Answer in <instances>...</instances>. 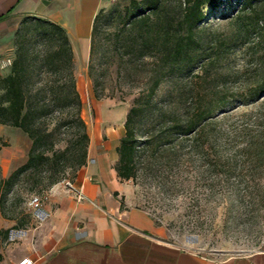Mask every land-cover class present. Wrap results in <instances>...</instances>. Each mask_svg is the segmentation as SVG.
Here are the masks:
<instances>
[{
    "label": "trees",
    "instance_id": "1",
    "mask_svg": "<svg viewBox=\"0 0 264 264\" xmlns=\"http://www.w3.org/2000/svg\"><path fill=\"white\" fill-rule=\"evenodd\" d=\"M226 1L231 6L232 0H128L96 14L88 74L97 98L102 93L92 64L97 35L100 22L110 20L114 13L119 19L114 33L116 48L126 54L140 48L139 57L151 56L156 65L144 100L135 98L126 114L115 164L122 179L136 175L146 150L158 151L172 141L177 148L185 141L193 142L204 134L218 112L226 115L230 106L249 103L264 92V72L247 81L245 73L219 70L237 48L256 53L263 46L264 0H241L240 6L222 16L215 26L207 23L210 13L217 14ZM14 44L10 72L0 74V124L21 128L31 139V146L26 161L0 179V209L9 219L16 217L7 214L4 200L21 177L33 178L30 189L35 190L59 182L68 169L76 176L87 161L90 143L66 29L49 19L27 16L15 32ZM258 59L264 63V53H258ZM186 70L187 76L177 79L156 103L160 84ZM229 78L236 81L235 89L229 86ZM189 93L195 102L192 109L184 104ZM147 114L151 117L140 144L139 125ZM61 128L69 137L64 149L56 150L53 137ZM58 164L61 167L56 170ZM32 219L31 211L26 212L12 228L26 227ZM9 233L10 228H0V245L8 240Z\"/></svg>",
    "mask_w": 264,
    "mask_h": 264
},
{
    "label": "rangeland",
    "instance_id": "2",
    "mask_svg": "<svg viewBox=\"0 0 264 264\" xmlns=\"http://www.w3.org/2000/svg\"><path fill=\"white\" fill-rule=\"evenodd\" d=\"M240 1L232 0L231 6L226 1L217 14L210 13L207 23L215 26L222 16L234 12ZM125 2L128 0H115L104 11ZM109 19L100 22L92 62L100 80L99 98L88 74L89 59H76L74 65L83 102L82 115L90 135L95 131L98 107L103 101L129 109L135 98L144 100L155 73L153 58L141 59L140 48L130 54L116 48L117 12ZM19 26L14 31L0 32L2 76L10 72L11 65L5 61L11 59L12 64L15 32ZM258 53H264V44L256 53L237 48L219 70L242 72L247 81H253L264 72ZM182 75L187 76V70L164 80L154 101L159 104L164 92ZM228 84L235 89L234 78H229ZM191 95L187 94L184 102L190 108L195 105ZM228 110L226 115L218 112L204 134L193 142L185 141L177 148L172 141L158 151L146 150L137 164L136 175L128 179L131 186L128 203L145 210L163 228L165 240L217 260L264 251V92L257 99L230 106ZM149 117V114L144 116V122L139 125L140 144ZM111 126L121 138L124 122ZM67 137L69 134L64 128L57 130L54 148L64 149ZM30 146L31 139L21 128L0 124V179L26 161ZM60 167L61 164L55 165L56 170ZM74 177L68 169L59 182L73 181ZM33 182L31 177L28 180L21 177L5 197V210L15 220L30 211L28 200L33 195L46 199L54 185L31 190ZM0 216L4 217L1 209ZM6 242L2 241L1 245L5 246Z\"/></svg>",
    "mask_w": 264,
    "mask_h": 264
},
{
    "label": "crops",
    "instance_id": "3",
    "mask_svg": "<svg viewBox=\"0 0 264 264\" xmlns=\"http://www.w3.org/2000/svg\"><path fill=\"white\" fill-rule=\"evenodd\" d=\"M113 0H0V32L14 31L27 16L63 26L74 58L88 60L96 14ZM90 135L86 163L74 178L86 199L77 201L58 182L42 199L45 219L33 217L16 240L0 245V264H264V251L224 259L198 255L164 239V230L143 209L128 203L131 186L115 168L120 136L111 126L125 122L127 106L103 101ZM31 211V209L29 208ZM15 219L0 216V228Z\"/></svg>",
    "mask_w": 264,
    "mask_h": 264
},
{
    "label": "built area",
    "instance_id": "4",
    "mask_svg": "<svg viewBox=\"0 0 264 264\" xmlns=\"http://www.w3.org/2000/svg\"><path fill=\"white\" fill-rule=\"evenodd\" d=\"M113 1H115V0H113ZM5 64L11 65V59H7L5 61ZM62 182L64 183V186L66 187V189L72 193V195L74 196V198L77 201H82V200L87 198L85 193H84L82 184L76 185L74 183V181H69V180H63ZM42 203H43V201H42L41 197L38 195H33L28 200V205H29V208L31 209L32 216L39 221H42L46 217V213L42 209ZM24 232H25V230L23 228L11 229L10 233H9V240H11V241L16 240L17 237L22 235ZM33 263H34V261L29 257H24L18 262V264H33Z\"/></svg>",
    "mask_w": 264,
    "mask_h": 264
}]
</instances>
